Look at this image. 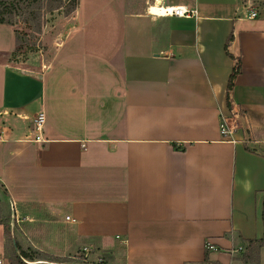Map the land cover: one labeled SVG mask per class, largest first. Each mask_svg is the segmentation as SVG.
<instances>
[{
    "label": "crops",
    "instance_id": "0c3cea01",
    "mask_svg": "<svg viewBox=\"0 0 264 264\" xmlns=\"http://www.w3.org/2000/svg\"><path fill=\"white\" fill-rule=\"evenodd\" d=\"M147 1L90 0L84 22L78 6L43 71L11 63L8 25L0 196L19 221L57 216L123 264H264V246L257 263L244 259L264 236V16L248 18L243 0H160L197 15H147ZM221 117L237 123L236 142ZM5 241L0 224V264H17Z\"/></svg>",
    "mask_w": 264,
    "mask_h": 264
},
{
    "label": "rangeland",
    "instance_id": "374dc122",
    "mask_svg": "<svg viewBox=\"0 0 264 264\" xmlns=\"http://www.w3.org/2000/svg\"><path fill=\"white\" fill-rule=\"evenodd\" d=\"M245 1H250L259 16H264V0ZM73 5L80 7L81 22L93 11L90 0H42L41 5L37 2L31 5L27 0L17 3L16 0L7 14V21L16 32L11 63L20 69L43 71L60 45L77 28V9L70 11ZM105 6L103 2L97 9ZM8 25L0 24V50L6 49L14 39ZM2 193L0 191V195ZM30 215L31 219L22 215L18 221L11 201L0 196V224L6 237L5 255L11 260L24 250L45 264H123L122 255L117 257L114 247L90 248L87 241L78 239L67 224L59 223L57 216L47 217L48 221H44L46 218L41 213Z\"/></svg>",
    "mask_w": 264,
    "mask_h": 264
},
{
    "label": "built area",
    "instance_id": "2783aa9c",
    "mask_svg": "<svg viewBox=\"0 0 264 264\" xmlns=\"http://www.w3.org/2000/svg\"><path fill=\"white\" fill-rule=\"evenodd\" d=\"M245 6L248 10V18L250 19H255L259 16L258 10L252 6L250 1H245ZM160 0H149L145 4L144 12L147 15H156V16H179V17H192L197 15V10L196 9H191L188 8L185 5H178V6H171V5H166V4H159ZM157 7L158 11L153 12L151 9ZM46 123V116L44 113H39L35 119H34V124H35V131H36V137L34 140H41L43 138L42 136V130L43 126ZM237 123L236 122H229V119L226 117H221V122H220V131L222 138L225 140H229L232 142H236L237 140L235 139V134L237 132ZM12 210L17 213V209L15 207V203H11ZM19 221V218H17ZM66 220H71L70 216H66ZM205 246L208 250H213L216 249V246L209 240L206 241ZM243 247L240 246L238 248L233 249V252H238L242 251ZM2 260H0L1 263Z\"/></svg>",
    "mask_w": 264,
    "mask_h": 264
},
{
    "label": "trees",
    "instance_id": "16d2710c",
    "mask_svg": "<svg viewBox=\"0 0 264 264\" xmlns=\"http://www.w3.org/2000/svg\"><path fill=\"white\" fill-rule=\"evenodd\" d=\"M21 1L26 2V0H21ZM27 1H29V4L31 5H33L35 2H37L39 5H41L42 3V0H27ZM17 3H20V0H17ZM15 4H16V0H11V1L0 0V24L11 25V23L7 21V14L11 12V8ZM76 9H77V6L73 5L70 11H75ZM232 39H233V36L230 37L229 41ZM240 70H241V63L240 61H238L230 76L229 83H228L227 102H228L229 107L231 106L230 94L234 86L235 78L237 77V74L240 72ZM247 243H248L247 245L248 253L244 256V259L247 263L249 262V260H251L254 263H257L259 252L261 248L264 246V236L259 239L248 240ZM24 259H28L31 261L35 260L32 256L27 254V252H25L24 250H21V253L18 255V257L12 261L17 264H30V263H27ZM42 264H45V263H42Z\"/></svg>",
    "mask_w": 264,
    "mask_h": 264
},
{
    "label": "bare ground",
    "instance_id": "6f19581e",
    "mask_svg": "<svg viewBox=\"0 0 264 264\" xmlns=\"http://www.w3.org/2000/svg\"><path fill=\"white\" fill-rule=\"evenodd\" d=\"M151 10H152L153 12H157V11H158L157 7H154V8H152Z\"/></svg>",
    "mask_w": 264,
    "mask_h": 264
}]
</instances>
